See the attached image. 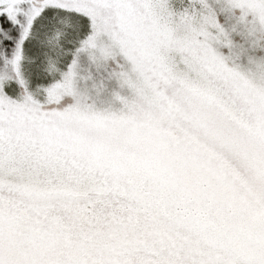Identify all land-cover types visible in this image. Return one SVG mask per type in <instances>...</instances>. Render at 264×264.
Listing matches in <instances>:
<instances>
[{
  "label": "snow or ice",
  "instance_id": "1",
  "mask_svg": "<svg viewBox=\"0 0 264 264\" xmlns=\"http://www.w3.org/2000/svg\"><path fill=\"white\" fill-rule=\"evenodd\" d=\"M0 264H264V0H0Z\"/></svg>",
  "mask_w": 264,
  "mask_h": 264
}]
</instances>
